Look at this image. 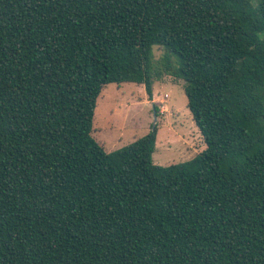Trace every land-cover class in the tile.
<instances>
[{"label": "trees", "instance_id": "1", "mask_svg": "<svg viewBox=\"0 0 264 264\" xmlns=\"http://www.w3.org/2000/svg\"><path fill=\"white\" fill-rule=\"evenodd\" d=\"M0 0V264H264V0ZM158 47L161 55L153 56ZM183 81L205 143L105 152L108 84Z\"/></svg>", "mask_w": 264, "mask_h": 264}, {"label": "rangeland", "instance_id": "2", "mask_svg": "<svg viewBox=\"0 0 264 264\" xmlns=\"http://www.w3.org/2000/svg\"><path fill=\"white\" fill-rule=\"evenodd\" d=\"M252 2L257 4L256 0ZM153 54L158 60V47L153 48ZM183 84L182 80L166 75L154 82L152 100L143 85H105L95 105L91 136L109 153L142 138L155 126V165L191 160L205 149V143L186 108Z\"/></svg>", "mask_w": 264, "mask_h": 264}, {"label": "water", "instance_id": "3", "mask_svg": "<svg viewBox=\"0 0 264 264\" xmlns=\"http://www.w3.org/2000/svg\"><path fill=\"white\" fill-rule=\"evenodd\" d=\"M155 118V117H154ZM156 120V119H155ZM155 126L152 127V130H154Z\"/></svg>", "mask_w": 264, "mask_h": 264}]
</instances>
